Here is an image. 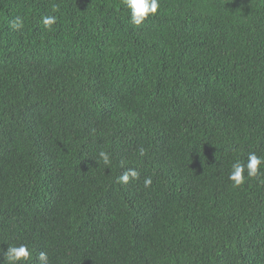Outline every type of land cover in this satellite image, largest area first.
<instances>
[{"label": "trees", "instance_id": "obj_1", "mask_svg": "<svg viewBox=\"0 0 264 264\" xmlns=\"http://www.w3.org/2000/svg\"><path fill=\"white\" fill-rule=\"evenodd\" d=\"M159 2L0 0V264H264V0Z\"/></svg>", "mask_w": 264, "mask_h": 264}, {"label": "clouds", "instance_id": "obj_2", "mask_svg": "<svg viewBox=\"0 0 264 264\" xmlns=\"http://www.w3.org/2000/svg\"><path fill=\"white\" fill-rule=\"evenodd\" d=\"M127 7L131 10V22L139 26L150 15L154 16L158 13L160 8L159 0H125ZM57 22L55 16H43L42 24L45 28L51 30L52 25ZM11 28L19 31L24 27L23 19L21 17H15L11 21ZM139 155L143 157L146 155V151L143 148L139 149ZM99 159L104 165H111L112 160L110 154L101 151L99 153ZM245 172L247 177L260 179L264 177V157L257 156L255 153L248 154L247 164L235 163L232 165V171L229 175V179L233 182V187L239 188L246 182ZM139 179V172L134 168H128L120 176L117 177V183L128 184L133 180ZM264 183V180H261ZM152 177H146L144 179V187L148 188L152 185ZM3 251V250H2ZM33 257L32 250L26 244L19 246H9L6 252H3L2 264H27ZM41 264H49L48 255L45 252H40L38 256Z\"/></svg>", "mask_w": 264, "mask_h": 264}]
</instances>
